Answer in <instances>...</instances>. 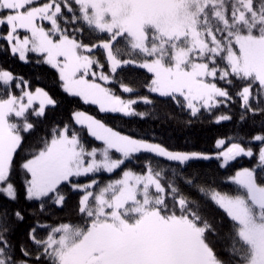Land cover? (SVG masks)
Wrapping results in <instances>:
<instances>
[{"label":"snow or ice","instance_id":"6c2138e0","mask_svg":"<svg viewBox=\"0 0 264 264\" xmlns=\"http://www.w3.org/2000/svg\"><path fill=\"white\" fill-rule=\"evenodd\" d=\"M0 29V51L25 63L33 54L65 93L101 113L143 118L135 105L162 99L192 117L237 101L241 121L264 117V0H0ZM0 90V264H264V132L232 137L239 142L209 154L135 138L75 111L25 147L58 102L2 67ZM85 130L100 146L85 143ZM21 151L27 155L17 164ZM139 153L152 154L141 171L78 182L114 174ZM241 156L256 164L227 177L234 191L186 170L191 161L215 158L224 167ZM17 170L40 215L79 194L76 218L49 224L33 210L37 218L15 241L25 220L9 206L19 200Z\"/></svg>","mask_w":264,"mask_h":264},{"label":"trees","instance_id":"16d2710c","mask_svg":"<svg viewBox=\"0 0 264 264\" xmlns=\"http://www.w3.org/2000/svg\"><path fill=\"white\" fill-rule=\"evenodd\" d=\"M3 43V41H0V45H3ZM95 55L99 56L100 52L95 53ZM30 57L32 62L25 63L20 61L18 57L12 56L9 52L0 51V67L30 80L33 88L36 86L44 87L58 102L55 108H48L46 118L37 128V132L27 138L25 147L34 141L36 135H43L47 128L52 125L59 123L62 126L63 123L69 122L72 113L77 110H86L93 113V115H97L106 124L126 135H131L135 138L152 139L154 142H163L165 145L171 146L174 150L201 151L214 154L217 151L224 150L229 146L230 142H239L230 140L232 137H244L247 139L257 133L264 132V127H262L264 117L256 116L254 119L249 117L245 121L239 119L241 108L238 101L228 105H220L211 114L202 110L197 117H192L186 110L181 111L174 105L164 103L162 99L157 101L155 107L143 103L135 105L137 111L148 113L143 118L123 114L101 113L97 106L85 104L80 98L65 93L59 86L55 70L47 65L36 64L33 54ZM139 75L143 76L142 70ZM217 83L221 87L227 86L221 81H217ZM110 87L116 90L117 94H121L116 83H111ZM238 87L240 85L236 84V88ZM234 90L230 89V91ZM139 94L141 96L149 95L146 90H141ZM123 95L129 98L128 94ZM151 98L156 99L155 94ZM166 113H173L175 118H167ZM220 114L230 115L232 119L216 123L215 116ZM76 127L79 130L80 126ZM82 136L87 141L89 140L91 145L100 144L86 130L82 132ZM218 139H225L226 141L225 145L219 149L216 148V141ZM258 146L257 142H253L252 147L254 149H257ZM26 155V151L19 152L16 157L17 164L22 162ZM151 156L152 154L149 153L136 154L135 158L126 162L122 169L117 170L113 175L118 176L124 168L141 171L145 167L146 160ZM169 163L171 162L161 161V166L167 168ZM220 163L221 161L215 158L210 160H195L189 162L186 170L189 172H199L202 178L213 181L214 185L222 191H234L236 186L231 184L227 180V177L242 167L255 166L256 159L241 156L234 161H230L224 167H220ZM106 175L108 174H101V176L108 177ZM109 175L112 177L111 174ZM87 179H90V177L79 178L80 181H86ZM13 180L19 189V200L18 202L11 203L9 206L13 209L24 210L25 215V220L19 224L13 237L15 241L25 238L27 229L37 217L49 224L63 218H76V204L79 194L69 192V199L63 208L49 206L45 213L40 215L38 212V202L25 199L23 176L19 170L14 173ZM65 191H69V189L66 187ZM185 191H188V189H185ZM192 195H195V193L193 192ZM3 202L8 203L7 201ZM33 210H37V217L31 214ZM209 213L217 219L222 215L221 212L211 206H209ZM40 234L43 235V233Z\"/></svg>","mask_w":264,"mask_h":264},{"label":"rangeland","instance_id":"374dc122","mask_svg":"<svg viewBox=\"0 0 264 264\" xmlns=\"http://www.w3.org/2000/svg\"><path fill=\"white\" fill-rule=\"evenodd\" d=\"M45 23H47V22H45ZM0 31H2V29H0ZM32 54H30V56H31ZM31 58V57H30ZM109 87H110V84L108 85ZM15 92H16V94H19V90L18 89H13ZM0 91H2V90H0ZM126 98V97H125ZM94 106H96V105H94ZM98 107V106H97ZM77 111H83V112H86L87 114H89V115H92V116H95L97 119H100V120H102L100 117H98L97 115H93V113H90V112H88V111H86V110H77ZM103 121V120H102ZM104 122V121H103ZM109 126V125H108ZM111 127V126H110ZM115 130H116V128H115ZM116 131H118V130H116ZM122 133V132H121ZM124 134V133H123ZM94 138V137H93ZM84 139V141H85V143L87 144V145H89L90 147L91 146H100V144H101V142H100V144L99 145H91L90 143H89V140L87 141L85 138H83ZM117 156H118V154H116ZM101 174H104V173H101ZM101 174L100 175H98V176H96V177H92V176H88V177H90V179H92V178H96V179H98L99 181H101L102 183H104V182H107V181H109V180H111V179H116V178H118L121 174H119L118 176L117 175H113V174H111L112 175V177L109 175V173H105V174H108V175H106V176H108V177H104V176H101ZM90 179H87L86 181H80V180H78V182L79 183H86V182H88Z\"/></svg>","mask_w":264,"mask_h":264}]
</instances>
